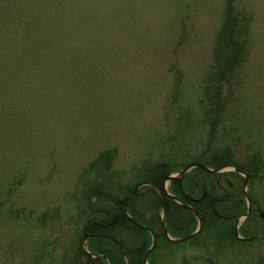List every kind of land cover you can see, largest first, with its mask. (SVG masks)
<instances>
[{"label": "rangeland", "instance_id": "obj_1", "mask_svg": "<svg viewBox=\"0 0 264 264\" xmlns=\"http://www.w3.org/2000/svg\"><path fill=\"white\" fill-rule=\"evenodd\" d=\"M228 3L247 42L218 80ZM218 151L239 165L264 152V0H0V264H68L90 184L131 186L143 163ZM262 195L250 187L261 208ZM206 235L159 249L156 264H264V241Z\"/></svg>", "mask_w": 264, "mask_h": 264}, {"label": "trees", "instance_id": "obj_2", "mask_svg": "<svg viewBox=\"0 0 264 264\" xmlns=\"http://www.w3.org/2000/svg\"><path fill=\"white\" fill-rule=\"evenodd\" d=\"M239 19L238 16L233 14L232 7L228 3L224 11L222 25L215 35L212 49L214 54L213 58L216 60L218 66L215 73L218 76V80L219 78L225 79L232 77L231 75L236 72L240 63L244 60L247 26L245 23L242 25ZM210 90L211 93L208 95V98L210 101L214 99L216 103L213 107L209 104L210 106L208 105L209 107L204 109L205 117L209 118L208 121L211 124L217 119V112L219 110L218 102L220 100L219 92L221 91L220 84L216 83ZM104 159L105 155H100L97 162H104ZM257 159V156H254V159H252L255 164L258 163ZM192 161L200 162L208 168H216L220 165L229 164L231 167L242 169V164L235 163L225 151L213 152L208 156L204 155ZM184 165L176 166L168 163V161H165L164 164L143 163L139 170L141 173L138 177L139 181L127 187L119 186L115 189L111 185L105 184V182L103 184H90L81 197L84 201L86 214L89 216L84 221L82 229L86 233L93 235H105L112 239V241L105 237H91L87 240V245L90 247L99 244L111 246L112 248L107 247L108 249L106 248L103 251L109 257L110 264H125V259L128 261V264H142L143 256L151 245V238L148 231L141 227L148 228L149 232L153 234L155 241L153 249L147 256V264H156L155 257L162 253L159 249L165 248L164 251H166V248L179 246L181 242L170 243L164 239L161 214L164 213V224L167 233L174 238H180L190 233L193 230L194 222L191 221L192 217L186 219L180 207L165 196L160 188L163 179L169 173L180 170ZM105 166V170H107L109 165L106 164ZM212 177L209 173L202 172V184L204 185ZM141 183H147L159 192L161 207L158 206L154 191L146 185L139 187L133 197L128 198L135 186ZM187 185L190 192H192L194 189L191 188V185ZM181 187L182 183L179 179H172L168 182V191L171 195L179 199ZM208 194L204 198L207 202L209 201ZM126 199H128L126 213L137 225L133 224L126 216L124 211ZM196 209L197 214L202 220L201 231L197 236L181 244H191L198 237L204 236L205 234H207V238H214L216 235L218 245L227 248H234L235 245L245 246L259 240L264 241V238L249 242L238 241L232 237L229 232V227L226 226L224 221H220L215 215H209L206 210L199 211L198 207ZM215 210L219 212L217 209ZM185 220H187V223L184 226L182 222ZM214 229L218 230L212 231ZM120 233H122V239L118 236ZM82 235L77 239L78 245L81 244ZM114 241L121 246L123 253L121 251L119 252ZM186 257L183 255L182 259L185 264H187L185 259H189V257ZM71 259L74 260L72 257ZM203 262V264H213L208 258ZM103 264L105 263L103 262Z\"/></svg>", "mask_w": 264, "mask_h": 264}, {"label": "flooded vegetation", "instance_id": "obj_3", "mask_svg": "<svg viewBox=\"0 0 264 264\" xmlns=\"http://www.w3.org/2000/svg\"><path fill=\"white\" fill-rule=\"evenodd\" d=\"M257 161L258 163L255 164L252 159H248L246 161V164H242V169L235 168L239 172L232 169V167L229 166V164L220 165L216 168H208L207 166L202 165L200 162H195V161L185 164L179 170L176 179H179L180 182L182 183V187L180 189V199L174 195H171L169 191L168 192L165 191L167 195H165L164 193L163 194L167 196L169 199H170L169 196H172L179 201V203H177L170 199L173 203H176L180 207V209L182 210V214L186 217V219L188 217L190 218L192 217L191 221L194 222V227L193 230L187 235L192 234L198 227L197 219L200 222V229L193 237L197 236L201 231L202 220L201 217L197 214L196 208L198 207L199 211L206 210L209 213V215L210 214L215 215L217 219H219L220 221H224L226 223V226L229 227V232L232 235V237L238 241L249 242L252 240L264 238V152L258 157ZM194 164H200L212 171L219 170V172H207L199 167H191ZM227 168H231L233 172L225 171V169ZM202 172L209 173L211 176H213L212 179L211 178L208 179L204 185L201 182ZM241 173L246 175L245 180ZM187 184H189V186L191 185V188L194 189L192 190V192H190V190L188 189ZM255 184L259 186V188L263 193L261 197V206L263 208H261L258 205L259 201H257L256 199H252L249 196L250 187L252 189L253 185ZM154 194L156 195L155 192ZM157 194L159 195L158 191ZM207 194L209 198L208 202L204 200ZM133 195L131 196L130 194L128 198H132ZM127 202L128 199H126L124 203L125 213L127 210L126 209ZM187 207L189 209H192L195 214L191 212ZM215 209H217L219 212H217ZM126 216L129 218L130 221L134 222L127 213ZM163 219H164V213H163ZM182 223L185 226L187 220H185ZM141 228L144 229L145 227H141ZM82 234L83 235H82L81 244L75 245L76 248L72 251L71 257L74 258V260L71 259V261H68V264H103V262L105 264H110L109 257L106 254H104L103 251L106 250L107 247L112 248L111 246L99 244L90 247L89 245H87V240L91 237H105L107 239H109V237L105 235H93L90 233H86L84 229H82ZM163 234L165 240H166L165 236H167L168 238V235H170L169 233H167V231L165 233L163 232ZM187 235L182 236L180 238L186 237ZM254 236L256 237L251 240H245L247 238ZM193 237L187 240H190ZM83 238H85V240ZM172 238L173 239L171 240L179 239L174 237ZM153 247L151 249L149 247L150 249V250L148 249L149 252L153 249ZM117 249L119 250L118 247ZM147 256L145 258V264L147 263L146 261ZM39 260L40 259H38V261ZM33 262H37V260H34ZM18 264H23V263H18ZM142 264H143V259H142Z\"/></svg>", "mask_w": 264, "mask_h": 264}, {"label": "water", "instance_id": "obj_4", "mask_svg": "<svg viewBox=\"0 0 264 264\" xmlns=\"http://www.w3.org/2000/svg\"><path fill=\"white\" fill-rule=\"evenodd\" d=\"M191 167H199V168H201V169H203L204 171H207V172H219V170H216V171L209 170V169L205 168L204 166H202V165H200V164H194V165H192ZM222 169H224V168H222ZM222 169H220V170H222ZM232 169H234L235 171H237V170H236L235 168H233V167H232ZM237 172H239V171H237ZM241 174L243 175L244 180H245V179H246V175L243 174V173H241ZM176 178H177V176H171V175H168V176H166V177L163 179V181H162V185H161V190H162V192H163L165 195H167V194H166V192H165V190H164V183L168 182V181L171 180V179H176ZM145 185H146V186H149V187H150L151 189H153V191L156 193V198H157L158 206L161 207L160 198H159V195L157 194L156 189H155L153 186H151V185H149V184H147V183H141V184L136 185L135 188L133 189L132 193H131V196L134 194V192H135L139 187H141V186H145ZM169 197H170L171 200H173V201L179 203V201H178L175 197H172V196H169ZM187 208H188V207H187ZM188 209H189V208H188ZM189 210H190L191 212L194 213V211H193L192 209H189ZM194 214H195V213H194ZM197 222H198V227L196 228V230H195L192 234H189V235H187L186 237L179 238V239H175V240L168 239L167 236H165L166 240L170 241L171 243H179V242H183V241H185V240H187V239L193 237V236L199 231V229H200V222H199L198 219H197ZM133 223H134L135 225H137L135 222H133ZM161 223H162V229H163V232L165 233L166 231H165V227H164L163 213H162V215H161ZM144 229L147 230V231H149L147 228H144ZM149 233H150V232H149ZM150 235H151V246H150V249H151V248L153 247V245H154V239H153V236H152L151 233H150ZM255 237H256V236H254V237H250V238H247V239H245V240H251V239H253V238H255ZM83 239L85 240V238H83ZM109 240L112 241V239H110V238H109ZM114 243H115L116 246L119 248V250L123 253L121 246H120L117 242H115V241H114ZM150 249H149V250H150ZM149 250H148V251L146 252V254L144 255V258H143V264H145V258H146V256H147ZM123 255H124V254H123ZM125 264H128V262H127L126 259H125Z\"/></svg>", "mask_w": 264, "mask_h": 264}]
</instances>
